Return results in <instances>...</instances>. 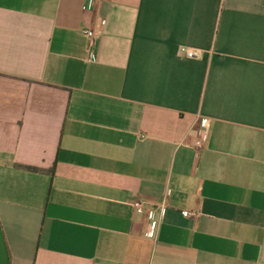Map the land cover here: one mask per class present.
Returning <instances> with one entry per match:
<instances>
[{"label": "crops", "instance_id": "0c3cea01", "mask_svg": "<svg viewBox=\"0 0 264 264\" xmlns=\"http://www.w3.org/2000/svg\"><path fill=\"white\" fill-rule=\"evenodd\" d=\"M0 264H264V0H0Z\"/></svg>", "mask_w": 264, "mask_h": 264}, {"label": "built area", "instance_id": "2783aa9c", "mask_svg": "<svg viewBox=\"0 0 264 264\" xmlns=\"http://www.w3.org/2000/svg\"><path fill=\"white\" fill-rule=\"evenodd\" d=\"M83 34L89 41L88 49L90 50V56L92 59L94 58V49L96 47L98 34L91 29L83 31ZM180 53L187 59H198L200 57V54L198 52L189 50L186 47H182ZM209 132L210 124L208 120L202 119L199 124L198 139L194 144V149L197 153L204 149ZM133 210L136 214L144 215L148 218L149 222L147 225V236L152 239L156 238L160 225L162 224V221L164 220L166 212L168 210L165 202L158 206H152L147 201L138 199L133 204ZM185 215L190 218H197L198 216H200V213L198 211H186Z\"/></svg>", "mask_w": 264, "mask_h": 264}, {"label": "trees", "instance_id": "16d2710c", "mask_svg": "<svg viewBox=\"0 0 264 264\" xmlns=\"http://www.w3.org/2000/svg\"><path fill=\"white\" fill-rule=\"evenodd\" d=\"M22 168H24V169H26V170H29V171H32V172H38V173H45V172H48V173H50L51 171H44V170H42V169H39V168H34V167H22Z\"/></svg>", "mask_w": 264, "mask_h": 264}]
</instances>
